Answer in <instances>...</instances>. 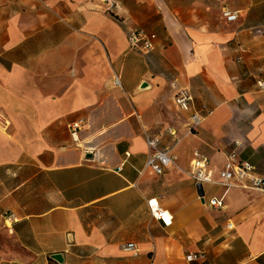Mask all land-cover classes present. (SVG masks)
Segmentation results:
<instances>
[{"label": "crops", "instance_id": "crops-1", "mask_svg": "<svg viewBox=\"0 0 264 264\" xmlns=\"http://www.w3.org/2000/svg\"><path fill=\"white\" fill-rule=\"evenodd\" d=\"M136 26L156 34L151 51L129 46ZM258 80L264 0H0L10 121L0 130V264H49L54 253L55 264H264V192L189 174L194 150L215 179L232 151L264 173ZM181 87L205 116L194 129L173 102ZM78 119L75 142L67 125ZM144 130L177 157L161 175L144 170ZM149 198L170 211L169 227L150 216ZM192 252L205 256L186 261Z\"/></svg>", "mask_w": 264, "mask_h": 264}, {"label": "built area", "instance_id": "built-area-1", "mask_svg": "<svg viewBox=\"0 0 264 264\" xmlns=\"http://www.w3.org/2000/svg\"><path fill=\"white\" fill-rule=\"evenodd\" d=\"M221 15L225 21L233 22L238 19L239 11L223 8ZM127 39L131 48L142 53H147L155 46L156 34L136 26L129 29ZM114 83L115 85H120L119 77L114 78ZM257 85L260 89L264 88V82L262 80H258ZM173 102L179 110L190 113L189 123L192 129L196 128L204 120V115L191 112L193 95L188 88H178L173 95ZM85 125L86 121L84 119H78L67 125L70 135L75 142L79 141L78 131ZM9 126V119L0 111V130H7ZM169 132L174 134L171 128ZM143 137L147 146V158L144 170L148 174L161 175L167 168L176 165L177 157L171 154L168 148L160 145L161 137L158 134H152L144 130ZM83 149L85 152H91V147L89 146H83ZM125 154L129 156L128 152ZM189 174L193 182L198 185L216 183L225 189L237 185L264 192V173H260L252 163L240 160L234 151L227 155L226 161L222 167L218 169V177L215 179L207 155L198 150H194L189 163ZM208 205L212 208L223 207V197L210 198L208 200ZM146 206L148 213L154 220L158 221L163 227L170 226L172 214L168 209L162 207L156 198L147 199ZM231 225L232 224L229 223L228 227H231ZM124 248L133 252L137 250L134 242L125 243ZM204 256L205 255L201 252H192L185 256V260L188 262L199 261L203 259Z\"/></svg>", "mask_w": 264, "mask_h": 264}, {"label": "water", "instance_id": "water-1", "mask_svg": "<svg viewBox=\"0 0 264 264\" xmlns=\"http://www.w3.org/2000/svg\"><path fill=\"white\" fill-rule=\"evenodd\" d=\"M50 256H51L52 259H54L58 263H62V261H63V258H62V254L61 253H54V254H52Z\"/></svg>", "mask_w": 264, "mask_h": 264}, {"label": "rangeland", "instance_id": "rangeland-1", "mask_svg": "<svg viewBox=\"0 0 264 264\" xmlns=\"http://www.w3.org/2000/svg\"><path fill=\"white\" fill-rule=\"evenodd\" d=\"M56 262H55V260L54 259H50L49 260V264H55Z\"/></svg>", "mask_w": 264, "mask_h": 264}]
</instances>
